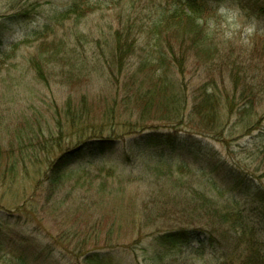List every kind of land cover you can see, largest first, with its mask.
<instances>
[{
    "label": "rangeland",
    "instance_id": "374dc122",
    "mask_svg": "<svg viewBox=\"0 0 264 264\" xmlns=\"http://www.w3.org/2000/svg\"><path fill=\"white\" fill-rule=\"evenodd\" d=\"M73 1L0 0V264H86L89 256L108 264H214L224 253L218 243L202 248L169 237L188 227L182 213L194 217L202 195L243 225L235 264L245 239L264 252L252 182L241 192L225 177L240 174L264 188V16L240 0L261 22L249 47L204 36L213 51L182 39L177 60L162 66L143 31L121 64L113 43L128 19L148 27L177 3L198 17L205 0H85L87 12L70 13ZM26 8L28 17L15 15ZM201 90L217 99L199 113ZM99 130L118 137L115 149L80 152L82 139ZM143 130L183 141L193 133L205 154L184 153L183 141L177 151L139 148L130 139ZM212 215L202 216L213 226Z\"/></svg>",
    "mask_w": 264,
    "mask_h": 264
},
{
    "label": "trees",
    "instance_id": "16d2710c",
    "mask_svg": "<svg viewBox=\"0 0 264 264\" xmlns=\"http://www.w3.org/2000/svg\"><path fill=\"white\" fill-rule=\"evenodd\" d=\"M85 3V0H74L73 5L70 9V13H77L82 12L85 13L89 9L87 7L83 6ZM241 3L243 4L244 8L248 11H251L253 14H258L259 16H264V0H241ZM27 9V10H26ZM24 9L22 12L18 11L15 15H17L20 19H24L25 17L29 16V10L28 8ZM32 10V9H31ZM138 18V17H137ZM137 18L129 19L127 20V24L125 25L123 30H118L115 36V42L114 44V53L115 56L118 57V61L122 64L123 59H126L129 55H132L136 52V49L138 48V38L137 35L141 32H147L148 36L150 38H153L155 41L156 47H158V53L159 56L153 58L158 60V64L165 66L168 65V60L171 56H175V43L179 42L180 40H188L190 39L195 46H198V44H206L207 47L211 50H215L217 48V45L213 43H205L204 41V35L200 27L196 23L197 17H193L191 14L186 12L179 3L175 7L172 6L169 10H165L157 19H155L150 26H145V23H140ZM140 19V18H139ZM154 19V18H153ZM142 21V19H140ZM140 41V39H139ZM203 45V46H204ZM167 46L166 52H163V48ZM183 49L187 50V47H184L180 44ZM139 47L141 45L139 44ZM198 50H200L198 48ZM184 51V50H183ZM176 60L177 57L175 56ZM182 58V57H180ZM150 59H146L144 63L150 62ZM240 62V61H239ZM157 64V63H156ZM216 83V82H213ZM263 85V84H262ZM238 84H235V92H238V89L236 88ZM201 96L202 100L200 102H197V106H195V109L201 113L205 109V107H210L213 109L215 106L216 100L213 99L217 97L214 94L209 95L208 92L201 90ZM248 103L251 102V94L245 93ZM242 98H244V94H241ZM251 95V96H249ZM180 100V99H179ZM246 100V99H245ZM246 100V101H247ZM179 101H176L177 103ZM229 102V109L232 110L233 107H235L237 104L233 99H228ZM186 102H180L179 109L177 111H181L183 109H180L181 105L185 106ZM96 133V132H95ZM174 132L164 133L159 131H149V132H138L137 137H132L131 139L127 137V135H123L124 141L130 142L139 146V148H142L144 145L147 147H154L158 149H170L173 151H177L180 149L179 144L183 140H179V138H175ZM83 134H85L83 132ZM94 134V133H93ZM190 135V140L193 143H188L190 140H184L181 144V151L184 153L197 157L201 153L205 154V151L203 150V140H198V137L195 136L193 133ZM126 137V138H125ZM116 138V139H115ZM118 137L116 135L111 134L109 132H105L104 130H99L97 134L92 135L88 138H83L82 143L80 145V152L88 153L91 155L97 154V153H106L108 151H113L112 149H115L116 145L118 144ZM197 140L198 143L196 141ZM199 144V150L195 148V146ZM208 149V148H207ZM212 150L210 152H206L209 155H212ZM215 153V152H214ZM63 158V157H62ZM60 158V159H62ZM60 159H58L57 164L55 165V168L58 169L60 164ZM216 159V158H215ZM209 168L211 167L214 171L218 170L217 164H212L211 160H209L208 164ZM230 173L233 174V171L230 170ZM229 173L225 176L228 181L229 185L236 190H239L242 192L243 186H245V182H252L251 185V191H252V198L254 200L259 201L261 204L260 210L262 208V214H264V188L255 185L254 180H248L243 179L242 175L235 174L232 175V177H228ZM131 176V175H128ZM234 177V178H233ZM131 179V178H128ZM163 193V192H162ZM254 194L256 197H254ZM173 197V196H172ZM175 198V197H174ZM202 198V199H201ZM199 198L200 200H197L196 203L202 202V204L197 205L196 203L193 206H200L198 209L202 212H194L195 216L192 217L190 213L188 215H183V219H188V227L179 226L175 230H173L170 234V239H174L177 241L182 242H188L193 243L194 245H200L202 248H205L207 244H211V246H215L216 243L221 245L223 248V256L222 259H219L218 256H215V262L214 264H235L234 262V256L236 257V250L240 247L239 243L241 244V237L237 236L236 233H238L239 228L243 227L242 223L239 219L233 220L228 213L223 212L219 208L212 205L211 201L205 197V195H202V197ZM163 206L166 208V206H169L167 202L163 201L161 202ZM176 207V208H175ZM173 206L172 208L176 209L177 212H180L178 205ZM203 213L208 215L209 213H212L213 222L214 225H209L204 222L205 218L202 216ZM264 216V215H263ZM245 235V233H244ZM218 237V238H217ZM110 240V239H109ZM108 240V241H109ZM248 241V244L246 246L245 254L238 262L239 264H264V252L257 246L256 243L251 241L250 239H245ZM254 240V239H253ZM228 248V251H225V249ZM232 250V251H229ZM96 259L89 258L86 259V264H108L107 260L103 257H95Z\"/></svg>",
    "mask_w": 264,
    "mask_h": 264
},
{
    "label": "clouds",
    "instance_id": "9594fccd",
    "mask_svg": "<svg viewBox=\"0 0 264 264\" xmlns=\"http://www.w3.org/2000/svg\"><path fill=\"white\" fill-rule=\"evenodd\" d=\"M205 5L196 23L207 40L251 46L261 22L240 6V0H205ZM6 25L15 27V22Z\"/></svg>",
    "mask_w": 264,
    "mask_h": 264
}]
</instances>
